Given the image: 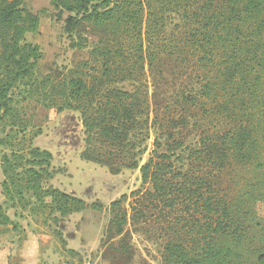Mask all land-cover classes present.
Wrapping results in <instances>:
<instances>
[{
    "label": "rangeland",
    "instance_id": "1",
    "mask_svg": "<svg viewBox=\"0 0 264 264\" xmlns=\"http://www.w3.org/2000/svg\"><path fill=\"white\" fill-rule=\"evenodd\" d=\"M24 2L38 14V26L34 33L24 36L23 43L37 46L41 57L31 79L15 84L10 92L11 112L0 113V205L9 219L6 226H0V260L13 254L17 263L21 262L20 257L32 256L30 264H166L164 248L170 238V217L164 221L154 209L144 220H136L132 211V194L151 190L149 184L142 183L139 168L150 160L159 161L157 156L162 154L170 156L171 162L179 160L181 165L176 164V168L188 171L189 176L215 179L220 197L230 200L256 192L264 194V85L257 102L245 99L228 103L224 91L236 88L224 87L223 80L215 74L216 67L200 60L202 56L196 48L184 46L189 35L201 29L187 19L196 9L184 13L172 3L170 7L164 5L160 12L161 2L150 1L136 6L142 20L137 31L141 32L145 58L138 62L135 56L140 52V42L137 39L136 43L123 30L84 24L75 36L84 41V47L72 49L48 0ZM150 17L161 25L160 32L151 24L149 27ZM95 48L102 54L108 50L116 56L114 62L133 72L132 81L109 84L100 94L117 89L136 95L142 110L132 136L136 150L142 152L136 157L138 169H126L121 161H115L111 169L83 160L81 154L86 147L81 115L71 110L59 111L71 79L85 80L90 87L104 80L106 60L102 54H91ZM153 53L157 58L151 61L149 54ZM223 105H228L230 115L223 113ZM244 115L251 117L249 123L254 124L263 157L252 166L231 161L218 173L194 166L191 151L200 150V141L222 136L239 121L247 124ZM178 143L182 144L180 149L167 151ZM35 149L51 156V179L46 187L82 200L86 205L82 211L61 215L25 189L26 172L38 170L36 163L40 161L34 158ZM122 196V208L127 211L124 235L110 239V204ZM254 208L264 229V202H256ZM262 236L263 242L258 246L263 248L243 253L246 264H264L263 232ZM121 238L125 249H121ZM259 250L263 257H258Z\"/></svg>",
    "mask_w": 264,
    "mask_h": 264
},
{
    "label": "trees",
    "instance_id": "2",
    "mask_svg": "<svg viewBox=\"0 0 264 264\" xmlns=\"http://www.w3.org/2000/svg\"><path fill=\"white\" fill-rule=\"evenodd\" d=\"M146 1L161 2L160 12L164 11V5L170 7L172 3L182 8L184 13L196 9L187 19L197 23L201 29L189 35L184 46L196 48L202 56L200 60L216 67L215 74L223 80L224 87L236 88V91L227 92L223 89L230 105L245 99L257 102L264 85V0ZM144 2L48 0L53 16L63 25L72 49L84 47V41L75 37L84 24L100 28L112 26L114 30H123L129 38L136 39V43L139 40L140 52L135 56L138 62L145 58L141 32L137 31L142 20L134 8L142 7ZM147 21L149 27L151 24L160 32L159 22L152 17ZM37 26L38 14L24 0H0V113L3 111L5 115L11 112L8 103H11L9 94L14 85L31 79L40 60L38 47L23 43L24 36L34 33ZM101 51L95 48L91 54L98 56ZM102 56L106 60L104 80L90 87L85 80L71 79L59 111L71 110L81 115L86 147L81 154L83 160L111 169L115 161H121L122 167L135 170L139 167L136 157L142 154L136 150L132 138L137 130L138 117L142 115L137 97L134 93L117 89H107L103 92L105 94H100L107 85L132 81L134 75L131 70L121 68L119 62H114L116 56L108 50ZM156 56V53L149 54V59L155 60ZM227 107L223 105L221 109L230 115ZM242 118L247 124L239 121L238 126L222 136L202 139L200 150L191 151L194 166L218 173L225 170L231 161L241 166H252L263 157L254 124L249 123L251 117L244 115ZM181 147L182 144L178 143L167 151ZM103 149L106 152H102ZM33 154L40 162L36 163L37 171L30 169L26 172L25 189L31 191L37 200L53 206L61 215L82 211L86 207L82 200L46 187L51 179L48 172L50 154L37 149ZM169 158L162 154L157 156L159 161L150 160L141 166L142 183L149 184L151 190L132 194L135 197L132 211L136 220H144L154 209L158 218L164 221L168 217L171 219L167 222L170 238L164 248L165 263L246 264L244 252L263 248V245H258L263 242L264 229L254 207L256 202H264V194L256 192L255 195L230 200L220 197L215 179L210 181L206 176H189L188 171L176 168V164L181 165L179 160L171 162ZM124 201L125 196H122L110 204L113 213L107 230L110 239L124 235L127 224V211L122 208ZM92 207L96 208L95 205ZM8 223L9 219L0 205V226ZM119 243L121 249L126 246L122 238ZM259 253L258 257H263L260 250Z\"/></svg>",
    "mask_w": 264,
    "mask_h": 264
},
{
    "label": "crops",
    "instance_id": "3",
    "mask_svg": "<svg viewBox=\"0 0 264 264\" xmlns=\"http://www.w3.org/2000/svg\"><path fill=\"white\" fill-rule=\"evenodd\" d=\"M20 255H21V254H20ZM11 256H13V254L10 255V256H6V257H4V258H1V260H0V264H30V263H32V261H31L32 256L29 257V258H21V257H20V260H19V261H21L20 263H17L16 261H14V260H13V257H11ZM21 256H22V255H21ZM22 257H23V256H22ZM34 260L37 262V258H35Z\"/></svg>",
    "mask_w": 264,
    "mask_h": 264
}]
</instances>
